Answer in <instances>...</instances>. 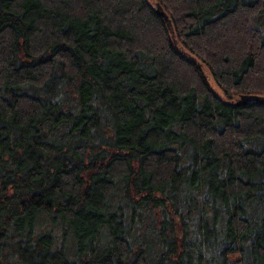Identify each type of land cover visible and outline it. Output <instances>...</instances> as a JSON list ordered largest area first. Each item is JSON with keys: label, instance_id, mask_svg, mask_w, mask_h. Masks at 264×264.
<instances>
[{"label": "trees", "instance_id": "16d2710c", "mask_svg": "<svg viewBox=\"0 0 264 264\" xmlns=\"http://www.w3.org/2000/svg\"><path fill=\"white\" fill-rule=\"evenodd\" d=\"M154 2L0 0V264H264V0Z\"/></svg>", "mask_w": 264, "mask_h": 264}, {"label": "rangeland", "instance_id": "374dc122", "mask_svg": "<svg viewBox=\"0 0 264 264\" xmlns=\"http://www.w3.org/2000/svg\"><path fill=\"white\" fill-rule=\"evenodd\" d=\"M151 1L154 2V0H151ZM153 4L156 5V2H154ZM203 69H204V73H205V75L207 76V78H209L208 80H209V83H210L211 87L214 88V90L216 91V93H217L218 95H220L222 98H224V99H228V100H229L230 98H228V97L226 96L224 90H223L222 88H220V87L216 84V82H215L214 78L212 77V75H211V73H210L208 67H204ZM242 94H247V95H249L248 93H241V95H233L232 98H233V99H236V98H240V99H242V98H241ZM254 95H255V94H254Z\"/></svg>", "mask_w": 264, "mask_h": 264}, {"label": "water", "instance_id": "95a60500", "mask_svg": "<svg viewBox=\"0 0 264 264\" xmlns=\"http://www.w3.org/2000/svg\"><path fill=\"white\" fill-rule=\"evenodd\" d=\"M158 11L165 17V19H168L167 14L163 11L161 5L159 4H158ZM241 98H242L241 100H243L244 102H253L254 100L260 99L259 96L254 94L253 95L242 94Z\"/></svg>", "mask_w": 264, "mask_h": 264}]
</instances>
